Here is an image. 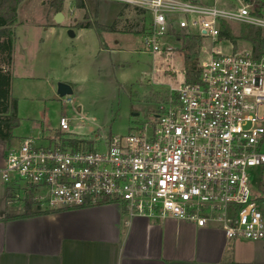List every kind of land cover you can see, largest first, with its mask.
<instances>
[{"label": "built area", "instance_id": "obj_1", "mask_svg": "<svg viewBox=\"0 0 264 264\" xmlns=\"http://www.w3.org/2000/svg\"><path fill=\"white\" fill-rule=\"evenodd\" d=\"M110 1L150 13L143 47L152 59L172 62L163 72L170 70L177 86L168 85L153 121L102 137L99 149L71 145L82 139L63 135L69 130L65 114L52 134L9 146L1 178L10 198L25 202L30 195L45 211L116 203L128 218L211 224L227 239L260 241L264 249L263 213L248 172L264 165V52L216 46L221 20L264 31V9L261 16L253 13L264 0H234L228 7L218 6L219 0ZM174 26L210 38L209 49L201 46L195 82L176 66L182 56L163 50V37ZM67 97L65 103H72Z\"/></svg>", "mask_w": 264, "mask_h": 264}, {"label": "rangeland", "instance_id": "obj_2", "mask_svg": "<svg viewBox=\"0 0 264 264\" xmlns=\"http://www.w3.org/2000/svg\"><path fill=\"white\" fill-rule=\"evenodd\" d=\"M49 1L21 2L13 25L11 95L17 99V114L21 118L18 131L29 132L33 128L34 135L41 136L44 129H58L59 117L65 114L69 118V130L63 135L86 140L91 147L99 149L102 137L126 135L153 121L168 85L178 84L170 70L163 72L172 62L152 59L143 47L142 34L104 32L99 37L93 29L71 28L70 16L82 21L84 14V10L73 7L74 0L64 1L62 11L67 22L50 25V16L46 13L53 9ZM108 1L98 3L97 14V20L106 24L115 13L110 7L113 3ZM235 4L234 0L217 2L220 7ZM88 8L92 11L93 6L88 4ZM229 26L236 37L235 43L218 39L216 46L223 52L250 48V44L240 38V26L235 22ZM70 29L73 37L68 34ZM163 42L166 44L163 50L170 47L173 54L178 53L174 36L167 32ZM103 43L108 46L104 50ZM202 45L209 49L210 38L205 37ZM176 66L184 68L183 59H176ZM60 82L72 87L69 95L72 103H65L67 96L57 98ZM248 172L252 194L258 197L264 218V201L261 200L264 165L252 167Z\"/></svg>", "mask_w": 264, "mask_h": 264}, {"label": "crops", "instance_id": "obj_3", "mask_svg": "<svg viewBox=\"0 0 264 264\" xmlns=\"http://www.w3.org/2000/svg\"><path fill=\"white\" fill-rule=\"evenodd\" d=\"M55 13H46L50 25L56 24ZM76 17L70 16L71 28L80 21ZM64 22L65 14L59 24ZM101 45L103 50L108 47ZM3 67L13 80L12 61ZM19 126L9 146L40 135L35 136L33 128L19 132ZM55 130L44 129L42 135ZM6 149L0 144V264H264L260 241L230 240L215 225L172 217L128 218L116 203L22 216L24 201L12 200L1 178Z\"/></svg>", "mask_w": 264, "mask_h": 264}, {"label": "trees", "instance_id": "obj_4", "mask_svg": "<svg viewBox=\"0 0 264 264\" xmlns=\"http://www.w3.org/2000/svg\"><path fill=\"white\" fill-rule=\"evenodd\" d=\"M24 0H0V144L8 148L12 138L13 131L20 125V118L17 114V99L11 95L12 75L8 69L3 66H9L12 61V51L14 47L13 25L17 21L18 6ZM65 0H50L49 6L54 12L62 11ZM74 0L73 7L84 10L83 20L74 24L76 28H87L96 31L100 37L102 31L105 32H123L131 34H145L150 30L151 15L148 11L115 1H108L111 4V11L115 12L110 23H102L97 20L99 2L104 0ZM93 1V2H92ZM88 4L93 6L89 10ZM253 13L261 16L263 6L257 3L253 8ZM94 18V19H93ZM121 24V27H117ZM230 24L226 21H220V32L218 39L230 40L235 43L236 37L232 32ZM240 38L250 44L255 56H260L264 52V33L261 28L253 25H239ZM169 34L174 36L177 42L176 50L183 58L185 78L187 81L195 82L199 73L198 61L201 51V41L203 37L187 31L185 28L170 27ZM166 97L164 96L162 99ZM161 99V100H162ZM74 147L88 141L73 140L70 142ZM48 211L42 210L39 204L27 196L24 202V211L22 216H31L43 214Z\"/></svg>", "mask_w": 264, "mask_h": 264}, {"label": "water", "instance_id": "obj_5", "mask_svg": "<svg viewBox=\"0 0 264 264\" xmlns=\"http://www.w3.org/2000/svg\"><path fill=\"white\" fill-rule=\"evenodd\" d=\"M190 1L199 2V0H190ZM245 1H247V0H245ZM63 18H64V14L61 11H58L54 14V21L56 24L61 23ZM171 18H173V17H171ZM68 34L71 37H73L74 36L73 30L70 29L68 31ZM72 92H73L72 87L68 83H64V82L58 83V85H57V98L63 97V96H69L72 94ZM77 110L79 111L80 108L78 107Z\"/></svg>", "mask_w": 264, "mask_h": 264}]
</instances>
